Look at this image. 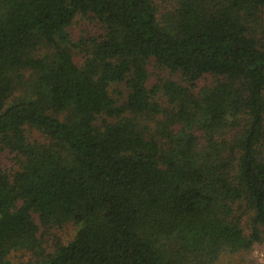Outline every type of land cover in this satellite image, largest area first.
<instances>
[{
	"label": "trees",
	"instance_id": "obj_1",
	"mask_svg": "<svg viewBox=\"0 0 264 264\" xmlns=\"http://www.w3.org/2000/svg\"><path fill=\"white\" fill-rule=\"evenodd\" d=\"M79 15L101 26L82 66ZM263 244L264 0H0V264H254Z\"/></svg>",
	"mask_w": 264,
	"mask_h": 264
},
{
	"label": "rangeland",
	"instance_id": "obj_2",
	"mask_svg": "<svg viewBox=\"0 0 264 264\" xmlns=\"http://www.w3.org/2000/svg\"><path fill=\"white\" fill-rule=\"evenodd\" d=\"M101 31V26L98 24L96 20H94L91 17H84L79 15L76 17L72 23V25L68 28L69 38L72 43L71 50L73 52V57L76 63L79 66L83 65L84 62V55L86 52V48L88 47L90 39L97 35ZM78 45H81V47H76ZM152 70V78L149 84V87L153 86L156 82L159 81V79L164 78L168 76V73L159 69L155 65L151 66ZM120 92H123L122 88H119ZM122 96H126V92H123ZM31 137L37 141H43V137L35 131L31 132ZM17 160H15L14 154H9L8 152H4L3 154V163L4 168L7 171H12L13 169L17 168ZM35 219L37 220V217L35 216ZM76 226L70 224L65 225L62 228H55L50 231V236L48 238V242H57L61 241L62 243L68 244L74 237L76 233ZM47 242V243H48ZM50 249L52 247L48 245ZM253 260L254 264H264V244L258 246L252 253L241 256L240 258H236L238 260ZM24 259L27 261L30 259L29 255H26ZM252 261V262H253ZM226 259L219 263V264H225Z\"/></svg>",
	"mask_w": 264,
	"mask_h": 264
}]
</instances>
